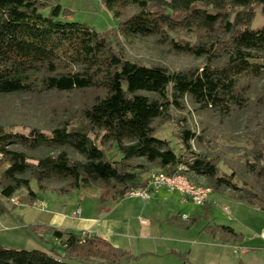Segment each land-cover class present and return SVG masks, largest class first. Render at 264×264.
<instances>
[{
  "label": "trees",
  "instance_id": "16d2710c",
  "mask_svg": "<svg viewBox=\"0 0 264 264\" xmlns=\"http://www.w3.org/2000/svg\"><path fill=\"white\" fill-rule=\"evenodd\" d=\"M103 3L117 22L114 40L67 20L60 0H0V96L92 95L77 119L59 121L50 133L34 126L20 133L0 120V215L10 212L2 200H12L20 189H27L29 201L36 199L32 181L60 196L97 187L104 201L145 188L144 175L152 170L190 180V174L204 176L213 192L264 211V26L252 28V7L260 5L264 13V0ZM230 6L241 9L233 21ZM120 38L154 39L164 52L195 63L177 69L131 60ZM190 106L221 126L246 112L248 124L262 116L260 126L246 133L252 148L242 160L225 161L214 146L217 138L207 137L211 123L194 129ZM174 121L178 150L158 137L159 125ZM28 229L42 243L41 235L51 234L59 246H0V264H120L138 258L100 235L46 224ZM210 230L225 242L238 237L230 226Z\"/></svg>",
  "mask_w": 264,
  "mask_h": 264
},
{
  "label": "rangeland",
  "instance_id": "374dc122",
  "mask_svg": "<svg viewBox=\"0 0 264 264\" xmlns=\"http://www.w3.org/2000/svg\"><path fill=\"white\" fill-rule=\"evenodd\" d=\"M60 4L68 13L67 20L85 24L100 33H109L114 40L112 32L117 22L103 0H60ZM196 6L206 8L202 3ZM240 10L231 6L227 8L231 21ZM252 10L255 14L252 28L258 30L264 26V13L260 5H254ZM120 39L131 60L160 62L177 69L195 63L191 58L164 52L156 46L154 39ZM185 39L190 40L189 37ZM90 98V93L80 92L0 96V120L15 125V131L20 133L27 134V126L50 133L59 121L77 119ZM190 111L192 125L197 131L211 123L212 130L207 137L214 135L217 138L216 150L226 162L232 163L242 160L252 148L246 133L255 131L262 119L261 115H255L252 123L248 124L251 114L246 112L236 116L229 126H221L213 123L205 113H196L192 106ZM181 115L173 112L175 119H180ZM178 128L175 121L161 123L158 127V137L170 141L176 150L180 148L176 137ZM221 168L227 173L231 171L226 164ZM156 171L144 175V179ZM190 178L197 185L211 188L204 176L190 174ZM31 189L37 195L33 202L29 201L25 188L14 195L17 203L2 200L10 212L0 215V246L43 250L47 243L31 234L29 226L51 225L52 218L61 215L66 220L65 228L82 232L79 226L86 218L103 217L109 224L127 222L131 228L130 237L123 239L121 248L138 258L120 264H264V211L236 200L229 193L212 192L204 206H196L190 201L184 202L178 193L170 194L163 189L156 194L151 193L147 201L128 197L103 201L102 192L97 187L74 190L68 196L41 191L36 181H32ZM214 225L230 226L238 237L229 236L225 242L223 236L211 233L210 227ZM149 228L159 238L141 242L139 239L145 238L141 230ZM54 246L58 247L59 243ZM149 250L154 254L145 253Z\"/></svg>",
  "mask_w": 264,
  "mask_h": 264
},
{
  "label": "built area",
  "instance_id": "2783aa9c",
  "mask_svg": "<svg viewBox=\"0 0 264 264\" xmlns=\"http://www.w3.org/2000/svg\"><path fill=\"white\" fill-rule=\"evenodd\" d=\"M161 189L178 192L184 197L185 201H190L196 206H204L213 192L209 187L193 183L182 173L168 175L164 171H156L149 175L145 188L132 190L126 197L146 201L150 199L151 193H157ZM11 201L17 203L14 199ZM226 211L229 212L228 209Z\"/></svg>",
  "mask_w": 264,
  "mask_h": 264
},
{
  "label": "crops",
  "instance_id": "0c3cea01",
  "mask_svg": "<svg viewBox=\"0 0 264 264\" xmlns=\"http://www.w3.org/2000/svg\"><path fill=\"white\" fill-rule=\"evenodd\" d=\"M163 190H166V189H163ZM166 191L169 192L170 194L178 193V192H170L168 190H166ZM178 194L180 196H182L180 193H178ZM183 198H181V199L185 202V200ZM124 199H127V198H124ZM135 199H138V198H135ZM139 200H141V199H139ZM142 201H144V200H142ZM78 214L81 215V212L79 211ZM102 218L103 217H101V219H99V218H86L85 221L80 223L79 228L81 227L82 232H85L88 234H96V235H100V236L104 237L111 244H113L114 246H116L118 248L123 247V245H122L123 239L126 237H130V233H131L130 226L127 225V222L125 224L124 223H110L109 224L108 221L103 220ZM65 222H66L65 218H63L61 215H59V216L52 218V224L50 226L55 227V228L72 230L70 228L64 227ZM141 235H143L145 237L144 239L138 238L139 240H141V242L151 241V240L155 241L159 238L155 233H152L150 228L141 230ZM44 236L46 239H50V240L48 241V240H45L44 237H41L43 242H45L47 244H54V245L57 244L58 240H56L54 237H52L51 234H46ZM145 253L154 254L151 252V250H149V252H145ZM145 253H143V255H146Z\"/></svg>",
  "mask_w": 264,
  "mask_h": 264
}]
</instances>
